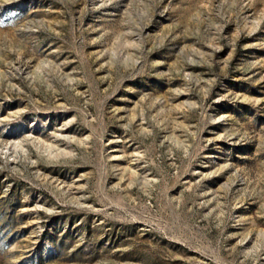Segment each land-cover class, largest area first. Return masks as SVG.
I'll return each mask as SVG.
<instances>
[{
  "label": "rangeland",
  "instance_id": "obj_1",
  "mask_svg": "<svg viewBox=\"0 0 264 264\" xmlns=\"http://www.w3.org/2000/svg\"><path fill=\"white\" fill-rule=\"evenodd\" d=\"M0 264H264V0H0Z\"/></svg>",
  "mask_w": 264,
  "mask_h": 264
}]
</instances>
